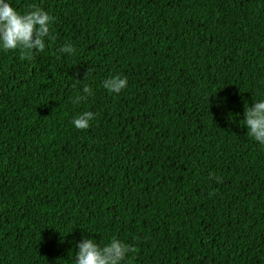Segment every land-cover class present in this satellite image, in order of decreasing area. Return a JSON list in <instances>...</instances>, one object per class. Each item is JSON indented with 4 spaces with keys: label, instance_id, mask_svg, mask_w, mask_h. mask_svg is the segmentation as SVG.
<instances>
[{
    "label": "trees",
    "instance_id": "trees-1",
    "mask_svg": "<svg viewBox=\"0 0 264 264\" xmlns=\"http://www.w3.org/2000/svg\"><path fill=\"white\" fill-rule=\"evenodd\" d=\"M13 3L49 12L54 39L0 50V264H74L82 236L129 244L123 264H264V145L243 125L264 0Z\"/></svg>",
    "mask_w": 264,
    "mask_h": 264
},
{
    "label": "clouds",
    "instance_id": "clouds-1",
    "mask_svg": "<svg viewBox=\"0 0 264 264\" xmlns=\"http://www.w3.org/2000/svg\"><path fill=\"white\" fill-rule=\"evenodd\" d=\"M53 20L54 17L41 7L30 6L20 10L13 0H0V50H19L24 58L43 51L46 42L54 39L50 32ZM60 52L71 54L72 44L66 42L60 47ZM102 87L111 93H120L127 87V78L120 74L110 75L102 81ZM91 91L87 85L83 86L82 94L72 97L71 103L79 104ZM261 96V99L244 107L243 125L248 136L264 145V93ZM94 116L92 111H82L73 116L71 124L76 129H87ZM228 119L231 120L230 115ZM75 248L74 264H123L132 250L129 244L115 236L103 244L82 236L75 241Z\"/></svg>",
    "mask_w": 264,
    "mask_h": 264
}]
</instances>
